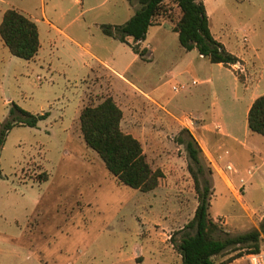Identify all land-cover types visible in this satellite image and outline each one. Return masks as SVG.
Listing matches in <instances>:
<instances>
[{
    "label": "rangeland",
    "instance_id": "rangeland-1",
    "mask_svg": "<svg viewBox=\"0 0 264 264\" xmlns=\"http://www.w3.org/2000/svg\"><path fill=\"white\" fill-rule=\"evenodd\" d=\"M133 6L125 0H0V10L40 16L45 9L68 36L51 34L36 63L13 56L0 38V126L15 105L48 114L35 128L12 129L0 155V264H182L177 245L194 234L185 227L199 204L192 170L211 189L210 213L224 229L217 238L251 232L264 219V135L252 133L247 122L251 98L264 95V0H208L213 36L243 60L244 69L234 72L180 45L175 8L173 23L164 17L150 27L139 47H148L147 54L136 57L135 43L101 29L124 21ZM189 63L193 75L178 77ZM38 76L42 83L35 86ZM180 84L187 89L174 93ZM106 97L124 111L122 130L141 142L152 169L164 173L155 190L120 184L84 143L75 111L82 100L97 105ZM133 100L142 106H131ZM217 125L215 133L207 131ZM183 129L202 151L201 174L177 142ZM229 163L236 172L226 176L221 171ZM238 254L244 259L231 262ZM248 255L229 250L215 264H248Z\"/></svg>",
    "mask_w": 264,
    "mask_h": 264
},
{
    "label": "trees",
    "instance_id": "trees-1",
    "mask_svg": "<svg viewBox=\"0 0 264 264\" xmlns=\"http://www.w3.org/2000/svg\"><path fill=\"white\" fill-rule=\"evenodd\" d=\"M137 3L140 8L125 24L102 25L104 35L126 45H130L128 39L132 38L135 53L144 58L147 49L139 47L146 39L148 30L165 21L173 23L171 12L175 8L179 15L173 30L178 34L179 43L185 50L196 49L212 64H221L228 69L239 63L243 64L242 60L228 52L214 38L203 0H137ZM164 17L161 22L159 19ZM0 37L13 56L26 61L34 59L40 50L36 23L15 9L4 13L0 24ZM238 79L241 81L242 78L238 76ZM47 116L48 114L33 115L19 106H13L10 110L11 118L0 126V155L12 129L16 126L35 128ZM123 117L122 109L112 97H106L97 105H87L82 109L79 118L84 143L98 154L106 169L120 184L142 192L153 191L158 188L164 173L159 169H152L141 142L122 130ZM247 122L252 133L264 135V95L252 103ZM177 142L185 147L191 162L201 174L202 151L191 132L183 129ZM192 173L199 204L194 218L185 227L186 230L194 231V234H186L177 245L182 264H215V258L229 250L247 249L248 254L259 252L261 237L264 235V219L251 232L238 236L227 235L224 239L217 238L216 234L224 232V229L215 222L210 213L211 189L206 183L201 185L195 171L192 170ZM242 257L243 254H238L231 262Z\"/></svg>",
    "mask_w": 264,
    "mask_h": 264
},
{
    "label": "crops",
    "instance_id": "crops-1",
    "mask_svg": "<svg viewBox=\"0 0 264 264\" xmlns=\"http://www.w3.org/2000/svg\"><path fill=\"white\" fill-rule=\"evenodd\" d=\"M129 5L131 4H133V3H131L129 0H125ZM204 1V4H205V6H206V10H207V14H208V17H209V21H210V10H209V8H208V0H203ZM76 2L79 4L80 3V0H76ZM135 3H137V2H134V6H133V10H131L130 8H128V10H126L125 11V13H124V21H122V22H119V23H110L109 25H112V26H119V25H123V24H125L126 22H128L134 15H135V13H136V11L140 8V5L137 7L136 6V4ZM12 9H15V10H17V11H19L20 13H22L23 15H25L27 18H29L30 20H32L33 22H35L36 23V25H37V27H38V32H39V39H40V50H39V52H38V54L36 55V57L34 58V59H32V60H30L31 62H34V63H36L37 61H40V59H41V57H42V53H43V49H44V41L46 40V41H50L51 40V34H52V36H57V35H60V36H64V37H68L67 36V34L64 32V30H62V29H60L59 27H57L56 25H54L50 20H49V17H48V15H47V12H46V10L45 9H43L42 11H41V14H40V16H34V15H28L25 11H22V10H20V9H17V8H15V7H13ZM7 10H9V9H2V10H0V24H1V22H2V18H3V15H4V13L7 11ZM40 24H41V26H42V28H41V26H40ZM160 26V25H159ZM211 29V28H210ZM42 31H43V33H44V39L42 38ZM212 32V31H211ZM106 36V35H105ZM108 37V36H107ZM1 38V37H0ZM111 38V37H110ZM214 38H215V36H214ZM114 39V38H113ZM216 40H218L217 38H215ZM2 40V39H1ZM247 40V39H246ZM45 41V42H46ZM219 41V40H218ZM3 42V41H2ZM128 42L129 43H134L133 42V39L132 38H129L128 39ZM143 42L144 41H142L141 43H140V46L143 44ZM220 42V41H219ZM4 44V43H3ZM223 44V43H222ZM5 45V44H4ZM224 45V44H223ZM225 46V45H224ZM140 49H142V48H140ZM145 49H147V51H148V47H146ZM9 50V49H8ZM196 50V49H195ZM89 53V55L91 56V58L92 59H94L97 63H99L101 66H103V67H105L108 71H110L111 73H113L114 75H116V76H118L120 79H122L123 81H125L126 83H128V84H130V85H132L126 78H124L120 73H118L115 69H113L112 67H110L107 63H105L104 61H102V59L99 57V56H97V55H95L94 53H92V52H88ZM136 54V53H135ZM139 55L138 54H136V57H138ZM149 56H151V54L149 53L148 54V58H149ZM201 56V55H200ZM140 57V56H139ZM202 57V56H201ZM239 58V57H238ZM240 60H242L241 58H239ZM29 61V62H30ZM0 62H1V60H0ZM242 62H243V60H242ZM219 65H221V64H219ZM192 66V63H189L188 64V67L183 71V72H180V73H178L177 74V76L178 77H180V76H183V75H185V74H192L193 75V71H192V68H190ZM223 66V65H222ZM242 67L243 68V64H241V63H239V64H237V65H235V66H233L232 67V69H230V70H232L233 72H234V69H236L235 67ZM224 67V66H223ZM244 69V68H243ZM190 70V71H189ZM236 79H237V81L239 80L238 79V77L236 76ZM33 84L35 85V86H38V85H40L41 83H42V80H41V78L38 76V77H36V78H34L33 80ZM138 90V89H137ZM145 97L149 100V101H151L152 103H154L155 105H157V106H160L161 107V105L159 104V102L158 101H155L154 99H151L149 96H147V95H145ZM258 97H260L259 95H255V96H253L252 98H251V101H250V104H249V106H248V108H247V115H248V112H249V109H250V107H251V105H252V103L254 102V100L256 99V98H258ZM165 98V95H164V93H159L158 94V99L159 100H162V99H164ZM99 99H101V98H98L97 99V101L99 100ZM105 99V98H104ZM104 99H101V102L104 100ZM116 102V101H115ZM86 103H89V102H87L86 101ZM86 103L82 100V103H80L79 105H78V107H77V109H76V111H75V116H76V120H77V118H80V114H81V111H82V109L84 108V106H86ZM117 103V102H116ZM168 103H169V101H168ZM117 105H118V103H117ZM119 106V105H118ZM131 106H142L141 104H139L138 103V101L137 100H133L132 101V105ZM120 108H121V106H119ZM122 109V108H121ZM122 111H123V109H122ZM123 114H124V111H123ZM168 114H170L174 119H176L171 113H168ZM123 120H124V117H123ZM123 120H122V123H121V126L123 127ZM135 120H136V117H134L133 116V118H132V125H134L135 124ZM206 124H207V126H209V123L208 122H206ZM218 126H220V125H217L216 127H215V130H207V131H209L210 133H215V131H217L218 130ZM208 129H210V127H208ZM220 131H222V128H221V130ZM129 134H131L132 135V133H129ZM218 135V134H217ZM220 135H222L221 137L220 136H218V137H220L221 139H224V140H226V141H228V143H229V140H227V138H229V136L228 137H223L224 135L223 134H221L220 133ZM71 137V136H70ZM134 137V136H133ZM136 138V137H135ZM230 141H231V139H230ZM230 143H232V142H230ZM139 254L140 255H142L141 253H140V251H139ZM180 259H181V255H180ZM242 259H244V258H242ZM242 259H240V260H242Z\"/></svg>",
    "mask_w": 264,
    "mask_h": 264
},
{
    "label": "built area",
    "instance_id": "built-area-1",
    "mask_svg": "<svg viewBox=\"0 0 264 264\" xmlns=\"http://www.w3.org/2000/svg\"><path fill=\"white\" fill-rule=\"evenodd\" d=\"M198 81L196 80H193L192 81V85L195 86V85H198ZM187 89V86L186 85H174L172 87V91L176 94L178 93H181L183 91H185ZM191 122V126H195V122L190 120ZM190 126H188L189 128ZM227 155H229L230 153L229 152H226ZM226 171L222 170L221 172L227 176V174L230 172V173H234L236 172V170H234L233 166L231 163H229L227 166H226ZM249 175H251V172L248 171L247 172ZM244 179H242L241 181H243ZM231 186V185H230ZM247 260H248V264H264V235L261 237V247H260V250L259 252H256V253H252V254H249L247 256Z\"/></svg>",
    "mask_w": 264,
    "mask_h": 264
}]
</instances>
